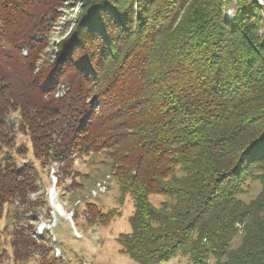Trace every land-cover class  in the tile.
I'll return each instance as SVG.
<instances>
[{
  "label": "trees",
  "instance_id": "trees-1",
  "mask_svg": "<svg viewBox=\"0 0 264 264\" xmlns=\"http://www.w3.org/2000/svg\"><path fill=\"white\" fill-rule=\"evenodd\" d=\"M85 3L87 14L34 73L64 0H0V218L38 190L34 160H18L25 124L9 120L14 104L33 158L55 165L58 178L91 149H110L134 203L131 229L117 241L135 262L163 264L183 251L195 264L209 255L264 264L263 8L255 0ZM249 178L263 189L246 202L239 195ZM151 195L168 198L156 205ZM13 226V259L39 252L44 262V238Z\"/></svg>",
  "mask_w": 264,
  "mask_h": 264
},
{
  "label": "rangeland",
  "instance_id": "rangeland-1",
  "mask_svg": "<svg viewBox=\"0 0 264 264\" xmlns=\"http://www.w3.org/2000/svg\"><path fill=\"white\" fill-rule=\"evenodd\" d=\"M85 2L86 0H64V5L59 8L63 11L62 13L59 11L60 20L56 23L55 30L50 32L52 36L42 49L41 58L37 61L39 66L34 68V73L41 69L43 61L54 57L60 39L73 28L77 17L87 14L91 5ZM107 4L109 5V2L102 6ZM236 5L237 2H234L226 8L225 15L228 19L234 17ZM260 14L259 24L264 32V8ZM24 51L25 49L22 50L23 54ZM62 87L56 95L64 93ZM7 114L10 121L23 122L25 124L23 130H27L17 133L15 139V147L20 146L23 152L22 155H18V160L21 162L26 159L34 160L39 174L36 178L38 190L27 194L26 204L20 205L18 210H12L13 217L10 214L8 217L0 218V264H139L120 251L117 241L120 233L131 229L129 217L134 211V203L132 195L123 190L118 175L114 174L115 170L112 167L114 159L110 149L104 146L91 149L83 157L75 158L68 174L60 170L58 178L55 165L41 164L40 160L33 158L29 125L20 106L15 108L14 104L11 105ZM22 146L26 147L27 152ZM258 173L259 171L255 172ZM262 189L260 179L249 178L239 197L243 201L251 202L258 197ZM167 198L161 195L150 196L156 205H160V200ZM37 200H44L45 204L40 202L35 208L33 203ZM33 209L37 212L35 217L31 216ZM15 213L22 216L17 219ZM16 222L24 224L22 229L24 232L44 238L42 240L48 245V252L43 255L44 262H40L39 252L31 255L28 262L13 259V249L10 245L13 234L10 232ZM241 234V231L236 232L230 248L239 247L242 241ZM207 262L220 264L213 255L207 257ZM163 264L195 263L189 259L188 254L179 251Z\"/></svg>",
  "mask_w": 264,
  "mask_h": 264
},
{
  "label": "water",
  "instance_id": "water-1",
  "mask_svg": "<svg viewBox=\"0 0 264 264\" xmlns=\"http://www.w3.org/2000/svg\"><path fill=\"white\" fill-rule=\"evenodd\" d=\"M258 4L264 8V0H257Z\"/></svg>",
  "mask_w": 264,
  "mask_h": 264
}]
</instances>
